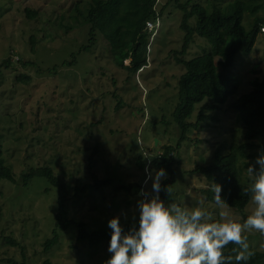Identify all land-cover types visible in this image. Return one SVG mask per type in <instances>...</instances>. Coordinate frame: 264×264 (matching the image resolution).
<instances>
[{
	"label": "rangeland",
	"instance_id": "obj_1",
	"mask_svg": "<svg viewBox=\"0 0 264 264\" xmlns=\"http://www.w3.org/2000/svg\"><path fill=\"white\" fill-rule=\"evenodd\" d=\"M234 1H219L218 5L225 9ZM89 2L0 0V64L10 62L8 69L0 71V150L15 180L13 184L0 181V264H105L110 257L109 243L91 246L86 240L79 241L76 225L55 230L58 189L43 178L24 185V174L50 168L64 186L67 219L84 224L87 233L110 231L108 221L116 216L122 226H136L141 190H152L145 169L154 177L158 169L153 161L161 158L166 146L175 147L178 142L179 131L171 115L184 69L172 53L179 52L183 44L181 12L172 0L157 1L155 11L161 18L153 22L147 65L132 74L116 64L100 35L87 52H81L88 44L90 26L76 22L80 15L74 8L82 12ZM182 3L207 11L212 4L208 0ZM255 18L264 19V2L254 14H244L243 28L250 30ZM195 19L189 21L190 26ZM261 29L251 53H239L229 71L239 84L236 97L212 112L171 155L178 162L173 202L192 209L203 200L213 221H221V213H227L228 219L243 223L244 216L256 207L252 200L242 213L218 207L215 199L207 200L201 192L209 188L208 183L191 171L196 165H210L216 147L221 146L224 154L233 148L238 182L252 183L246 169L264 152V138L239 150L245 143V130L230 105L252 90L254 79L264 81ZM209 53L206 39L194 35L181 59L189 61ZM72 55L76 63L66 65ZM198 109L194 107L188 122H195ZM145 153L153 158L150 164L142 157ZM93 175L98 182L109 183L79 192L94 186ZM129 184L139 187L132 186L128 192ZM54 232L58 241L45 249ZM245 235L249 251L264 252V234L252 231Z\"/></svg>",
	"mask_w": 264,
	"mask_h": 264
},
{
	"label": "trees",
	"instance_id": "obj_2",
	"mask_svg": "<svg viewBox=\"0 0 264 264\" xmlns=\"http://www.w3.org/2000/svg\"><path fill=\"white\" fill-rule=\"evenodd\" d=\"M158 0H90L87 7L80 12L75 7V12L80 15L77 23L89 24L88 44L81 49L87 52L96 42L97 35L108 43L109 53L119 67H125L130 73L137 74L147 65L149 42L152 33L147 30L148 22H155L161 18L155 11ZM177 9L181 12L179 28L183 33V44L179 52H173L177 64L182 65L184 72L178 79L177 96L178 102L172 112L171 118L179 131V139L175 147H165L161 158L153 161L157 169H165L167 179L161 182L162 187L170 185L171 189L176 182V170L178 162L174 153L179 150L182 143L188 140V134L193 130H198L201 125L211 118V113L224 106L231 98L236 97L239 89L237 79L229 74L233 69L234 61L239 53L250 54L260 29L264 28V19H253L250 30H245L242 26L244 14L249 12L254 14L264 0H235L231 5L222 9L218 2L224 0H208L211 8L206 10L199 5L188 8V4L183 0H172ZM28 17L31 15L26 10ZM195 17V23L190 26L189 21ZM206 39L209 44L210 53L189 61L181 59L187 52L193 36ZM33 48V38L30 39ZM218 57L220 60L216 61ZM66 65L73 66L76 61L74 55ZM129 60L126 66L124 62ZM9 60L0 64L1 68H7ZM252 90L238 97L230 108L239 119L245 130L243 139L245 143L239 150L252 147V142L264 138V81L254 79L251 82ZM120 104V103H119ZM195 106H198L195 122L190 123L188 119L193 113ZM223 148L218 146L214 149L213 158L210 165L204 167L196 165L191 174L200 175L207 183L208 189L202 190L207 200L214 199L215 193L212 191L213 185H222L221 197L226 201L229 208L238 212H243L251 200L250 194H245L248 185H242L237 178V155L233 148H229L227 154L223 153ZM138 159L139 167L143 168ZM33 178H43L49 184L58 189V208L55 217V230L66 231L70 226L76 225L78 228V240L88 241L91 246L99 245L103 242L109 243L111 231L87 233L84 224H75L67 219L65 212L64 186L55 177L50 168L30 170L23 175V184L26 185ZM95 180L94 186H85L79 192L91 188H99L107 185L109 181L98 182ZM0 181L15 183L12 169L8 167L3 159L0 150ZM78 192V190L76 191ZM160 198L166 204L173 202L172 192L168 197L161 191ZM247 217L244 216V220ZM219 220H214L216 222ZM125 230L130 226H123ZM138 227V225H136ZM58 241L57 232L53 233L52 239L45 243V249L54 245ZM238 246L229 244L225 255L235 256ZM253 255L241 264H264V252H252ZM233 264L235 261L233 260Z\"/></svg>",
	"mask_w": 264,
	"mask_h": 264
},
{
	"label": "clouds",
	"instance_id": "obj_3",
	"mask_svg": "<svg viewBox=\"0 0 264 264\" xmlns=\"http://www.w3.org/2000/svg\"><path fill=\"white\" fill-rule=\"evenodd\" d=\"M142 157L149 164L153 159L146 153ZM145 171L147 179H152V190H141L143 198L137 201L138 227L133 225L125 230L120 216L108 221L112 231L107 248L110 257L105 264H233V260L241 264L253 255L245 233L264 234V152L246 169L252 183L245 194H250L256 207L243 223L228 219L227 213H221V221L213 222L203 200L192 209L176 202L166 204L160 198L161 191L171 195L170 185L161 184L167 179L166 170L155 171L154 177L148 168ZM212 191L216 205L227 208L221 197L222 185L215 183ZM229 244L238 246L234 257L225 255Z\"/></svg>",
	"mask_w": 264,
	"mask_h": 264
},
{
	"label": "built area",
	"instance_id": "obj_4",
	"mask_svg": "<svg viewBox=\"0 0 264 264\" xmlns=\"http://www.w3.org/2000/svg\"><path fill=\"white\" fill-rule=\"evenodd\" d=\"M153 29H154V27H153V23L148 22V23H147V30H148V32L152 33V30H153ZM262 30H263V31H262ZM261 33H264V28L261 29Z\"/></svg>",
	"mask_w": 264,
	"mask_h": 264
},
{
	"label": "water",
	"instance_id": "obj_5",
	"mask_svg": "<svg viewBox=\"0 0 264 264\" xmlns=\"http://www.w3.org/2000/svg\"><path fill=\"white\" fill-rule=\"evenodd\" d=\"M155 144H157V141H155ZM132 186L139 187L137 184H136V185L129 184V186H128V187H125V188H126V190H127L128 192H130L131 189H132ZM140 195H141V194H140Z\"/></svg>",
	"mask_w": 264,
	"mask_h": 264
}]
</instances>
